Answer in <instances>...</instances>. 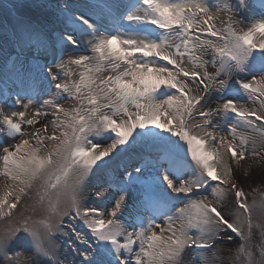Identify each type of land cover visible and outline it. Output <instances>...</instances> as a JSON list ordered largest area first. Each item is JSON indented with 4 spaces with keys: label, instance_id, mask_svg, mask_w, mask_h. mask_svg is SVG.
Listing matches in <instances>:
<instances>
[{
    "label": "snow or ice",
    "instance_id": "obj_1",
    "mask_svg": "<svg viewBox=\"0 0 264 264\" xmlns=\"http://www.w3.org/2000/svg\"><path fill=\"white\" fill-rule=\"evenodd\" d=\"M99 7L60 5L66 26L55 39L31 21L10 33L17 59L57 45L68 59L45 66L48 99L0 109V264H65L61 236L79 242L80 264H264V225L238 182L264 188V0L248 23L237 15L255 11L249 0H135L111 23L93 19ZM82 40L88 54H76ZM137 148L150 152L136 175L101 182L86 206L90 177ZM145 172L160 204L129 231L121 215ZM33 197L42 215L17 220ZM237 238L221 259L217 245Z\"/></svg>",
    "mask_w": 264,
    "mask_h": 264
},
{
    "label": "bare ground",
    "instance_id": "obj_2",
    "mask_svg": "<svg viewBox=\"0 0 264 264\" xmlns=\"http://www.w3.org/2000/svg\"><path fill=\"white\" fill-rule=\"evenodd\" d=\"M73 1L75 0H9L8 5L11 8V13L14 16H9L6 18V11L0 5V66L4 63L5 59L14 52H19V48L15 45V43L9 38L8 33H12L14 29H18L20 27L21 21H31L35 24H38L46 34L52 35L54 31L57 30V25H61L65 20L63 13L60 11L59 6L63 5L64 3H71L75 6H83L87 4H83L81 1L76 0V3ZM94 2L101 5L99 8L93 9L94 15L93 19H100L102 18L104 21L111 23L114 17L118 16V9L119 11L123 10V3L119 0H93ZM218 0H209L210 4L217 3ZM251 4L255 6V11L249 12V17L255 15L256 18H259L258 13L260 11L259 5L256 3V0H249ZM15 5V7H14ZM38 5H43V7H38ZM220 19H225V14H219ZM248 15L240 16L237 15V19L244 20L245 23H248V20L245 19ZM219 24V21H217ZM243 26V25H241ZM25 52H29L30 54H35L34 56V63L36 65V69L31 68V72H19V73H12L6 71L5 74L1 73L0 69V80H5L1 82L5 86L14 87L12 88L13 95L8 99H4L0 95V109H4L5 111L15 110L13 108V102L17 100V97H24L25 99L35 97L37 102L42 101L43 99H48V95L46 94V90L52 89V84L49 82L47 78L43 80L44 77L40 76L41 68H39L38 64L44 63L47 67H52L54 64H57L56 56H52L53 50H43L40 51H33L31 49L26 50ZM24 52V53H25ZM77 54V53H76ZM63 59L66 61L68 59V55H65ZM28 61V60H27ZM29 62V61H28ZM38 63V64H37ZM25 70L29 69V64L25 63L23 65ZM54 90V89H53ZM20 106L16 103V107ZM65 107H70V104H65ZM48 112V117H52V112L49 109H45ZM41 123H47L43 117H41ZM27 125H25V129L28 131ZM39 128L41 125L38 126ZM34 129V128H33ZM37 129V128H36ZM35 129V130H36ZM35 130H29V132H33ZM9 143H13L14 141H8ZM0 143H5V138L0 136ZM136 151L140 154L136 156L134 159H124V154H129V152L124 153L119 158L115 160H111L108 166L101 170V172L97 173L95 176L90 177L86 193L84 196V204L86 206H96V197L94 195L96 191V187L103 181H119L121 178L127 179L125 173L129 166L137 163V166H142L145 157L150 152L149 149L146 148H137ZM155 153H152L154 155ZM115 155V154H113ZM190 158V157H189ZM108 159V158H106ZM128 172V171H127ZM145 182L143 186L135 185L131 189L129 200L127 207L123 210L121 215V220L125 224V227H128L131 224H137V229L139 228V220L138 218H143L145 221L150 219L153 216V209L158 207L160 202L158 199V194L153 191L150 186V176L149 173L145 172ZM241 187L244 188L245 192L247 193V203L251 206L252 210V220L253 224H262L264 225V218H260L261 216L264 217V200L262 199L260 191H254L253 194L248 195V192H252V188L256 185L259 188L260 184L258 183V179L254 180H239L238 181ZM3 180L0 179V188L3 186ZM258 183V184H257ZM105 189H107V183H105ZM140 190L143 193H149L156 198L157 201H151L149 205L145 206L144 203L140 204L135 202V199L132 197V193ZM203 191V190H201ZM207 194V193H206ZM205 194V195H206ZM259 194V195H256ZM261 196L258 200H255L253 197ZM183 198V197H181ZM211 199V197H209ZM147 200L146 197L144 199ZM253 200H255V204H253ZM228 205V212L229 218H235L233 213L235 212L236 208L233 207L232 203L227 200ZM183 206V205H180ZM255 208V209H254ZM42 215V209L36 204L35 197L29 200L26 204L20 206L19 215L16 217L17 220L31 217L32 219H37ZM164 218L162 216H157V222L163 223ZM238 224H242L244 221L243 215H240ZM236 221V222H237ZM69 219L65 218V224H68ZM71 223L77 228L78 231L83 233H87V229L79 223V221H71ZM129 231L133 229L128 227ZM234 235V234H233ZM261 238V233L258 229H253V239L259 240ZM67 241V242H65ZM223 240L221 243L217 245L219 252L218 256L221 259H227L228 254L230 251H233L239 241L238 238L236 243L231 241L224 242ZM79 242H77L78 244ZM77 244H73L71 239L68 237L61 236L58 241L59 247V255L62 260H65V264H80V257H78L73 251L77 247ZM83 247V246H81ZM195 253V252H194ZM77 256V260H76ZM193 255H189V259H191Z\"/></svg>",
    "mask_w": 264,
    "mask_h": 264
},
{
    "label": "rangeland",
    "instance_id": "obj_3",
    "mask_svg": "<svg viewBox=\"0 0 264 264\" xmlns=\"http://www.w3.org/2000/svg\"><path fill=\"white\" fill-rule=\"evenodd\" d=\"M8 1L9 0H0V5H1V7L2 8H4V11H6V18H8L9 16H12L13 17V14L11 13V8L9 7V5H8ZM80 1V0H79ZM74 3H76V0L75 1H73ZM82 2V1H81ZM83 4H86L87 2H82ZM33 54H30L29 52L27 53V57H30V56H32ZM60 62H57V64H59ZM193 87H194V85H193ZM26 100L27 99H25V102H26ZM13 107H15V108H13V109H15V110H19L20 109V106H17L16 107V103L13 105ZM40 124H37V125H35L34 127H28V131L29 130H35L36 128L38 129ZM34 128V129H33ZM135 167H137V163H134L133 165H131V166H129L128 167V169H127V171L128 172H132L134 175H136V173H135V171H134V169H135ZM259 183V182H258ZM257 183V184H258ZM254 189H258L257 188V186L255 185L253 188H252V192H248L249 194L248 195H252L253 194V192H254ZM259 189H260V192H261V196H264V188H261V186H259ZM202 194H206L204 191H202ZM256 195H259V194H256ZM261 196H258V197H253L255 200H258ZM262 199L264 200V197H262ZM228 201H230L231 203H232V205H233V207L234 208H237V205H236V203H235V199H234V197L232 196V194L230 193L229 194V196H228ZM255 209V208H254ZM260 218H264V217H260ZM237 223H239V221H237Z\"/></svg>",
    "mask_w": 264,
    "mask_h": 264
}]
</instances>
